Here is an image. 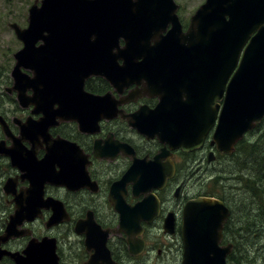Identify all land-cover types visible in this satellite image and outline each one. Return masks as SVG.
<instances>
[{"label":"water","instance_id":"1","mask_svg":"<svg viewBox=\"0 0 264 264\" xmlns=\"http://www.w3.org/2000/svg\"><path fill=\"white\" fill-rule=\"evenodd\" d=\"M157 6L169 8L166 19L174 20L166 35L156 30L162 29L158 23L155 25L161 15L152 10ZM175 9L173 0H34L25 27L8 24L22 43L13 53L11 88L20 103H34L35 112L42 115L35 123L27 121L20 126L21 138L14 139L11 147L0 143V154L8 156L30 181L26 197L20 194L14 198V210L0 234V244L28 235L30 230L19 227L41 216V210L49 206L53 213L45 225L61 220V203L43 198L42 186L46 182L66 183L71 175L65 158L71 157L62 153V141L51 142L45 133L55 118L79 121L82 127V117L105 111L104 106L110 103L108 94L97 96L83 90L84 80L91 75L104 76L118 89L126 82L144 79V92L156 95L159 103L137 119L146 126L148 137L158 133L170 148L195 149L217 120L211 143L218 151L230 153L244 133L260 122L264 116V0H205L198 10L203 26L186 32L178 30ZM155 34L159 41L150 45L149 39ZM119 39L125 41L121 47ZM28 89L32 90L31 97L25 93ZM220 101L221 106L217 103ZM99 117L95 114L92 125ZM39 137L48 146L37 160L34 150H25L21 140L34 144ZM161 150L147 170L143 169L138 182L148 185L142 191H149L157 182L163 184L171 175V169L164 176L155 169L162 170L158 159L167 149ZM10 184L11 180L6 179L5 193L12 191ZM118 205V231L128 236L129 252L137 254L143 249V241L138 238L139 219L150 206H145V201L132 208ZM229 214L228 207L216 197L198 196L186 201L181 223V264H226L232 243L220 245V241ZM153 216L149 214V218ZM100 250V257L107 258L109 251L105 247ZM3 255L13 263L1 264H59L55 239L47 236L29 239L20 252L0 247V259Z\"/></svg>","mask_w":264,"mask_h":264},{"label":"flooded vegetation","instance_id":"2","mask_svg":"<svg viewBox=\"0 0 264 264\" xmlns=\"http://www.w3.org/2000/svg\"><path fill=\"white\" fill-rule=\"evenodd\" d=\"M173 1L176 4L175 15L179 31L198 30L203 26L204 21L198 16V10L205 0H198L195 6H190L189 0ZM158 6L152 10L157 12L155 14L161 13L156 18L155 25L158 23L162 29L156 30H161L160 35H166L174 20H167L169 17L166 19L165 14L169 8ZM158 41L159 36L155 34L150 37L148 43L154 45ZM118 44L123 46L125 41L119 39ZM140 60L141 58L138 59ZM117 62L121 64L120 59ZM25 72L29 76L32 75L29 70ZM163 79L166 81L165 77ZM144 84L145 80L141 79L139 82H126L118 89L104 76L91 75L84 80L83 90L88 94H108L110 103L104 106L106 112L101 110L103 112L100 114L95 112L82 117V127L79 126V121H61L55 118L45 133L51 142L62 141V153L67 152L71 157L65 158L69 161L66 169L69 176L71 175L66 183H45L42 186L44 198L55 199L61 203V220L49 226L45 225L53 213L52 207L49 206L41 211L38 219L21 225L29 228L31 234L11 238L1 245L2 248L21 251L30 238L41 239L47 236L55 239V253L59 264H172L173 257L175 262L177 257V264H181L183 207L189 199L210 195L206 192L191 191L187 181L192 180L193 176L213 173L215 169L213 167L211 170V161L224 153L218 152L216 146L211 143L217 120L203 134L201 145L190 151H183L181 147L170 148L158 133L148 137L149 132L145 133L146 126L138 119H142L148 109H154L159 99L151 92H144ZM11 87L10 73L5 79L0 76V143L8 148L14 139L21 138V125L27 121L35 123L42 115L35 112L34 103H20L16 91ZM25 93L28 97L32 96L31 89ZM217 103L220 106L222 104L221 101ZM139 110L143 112L138 113ZM95 114L100 117L96 125H92ZM21 144L25 150L33 149L37 160L45 155L48 146L43 137H39L34 144L28 139H22ZM163 147L167 150L158 159L162 170L154 167L162 176L171 169V175L166 177L163 184L157 182L149 191H142L143 187L148 185L144 186L138 182L142 172L147 170L155 155L163 152ZM63 162L65 163L64 160ZM74 165L75 168L71 171ZM58 168L55 165V169ZM23 173L12 165L8 156L0 154V199L3 201L4 221L14 209V198L20 194L27 195L30 181L23 177ZM8 178L11 180L12 191L5 193L3 184ZM202 183L204 184V181ZM142 201H145V206H150V210L144 209L139 219L141 231L138 238L143 241V249L137 254H131L128 249V236L123 230L118 231L120 211L116 209V204L132 208ZM5 211L8 213L5 214ZM152 213L154 216L147 221ZM169 221L172 226L167 230ZM3 230L0 229V234ZM227 243L229 242H224ZM102 247L109 251L107 258L100 257L98 250L101 251ZM164 251L170 255L162 256ZM96 252L97 255H94ZM154 252L157 256L152 258L150 255ZM160 257L163 259L159 260ZM90 258L92 263H88ZM9 262L13 261L7 255L0 259V264Z\"/></svg>","mask_w":264,"mask_h":264},{"label":"rangeland","instance_id":"3","mask_svg":"<svg viewBox=\"0 0 264 264\" xmlns=\"http://www.w3.org/2000/svg\"><path fill=\"white\" fill-rule=\"evenodd\" d=\"M34 0H0V76L3 79L9 77L10 70L14 64L12 54L20 47V42L15 38L13 31L8 27V23L16 22L21 27L26 25L27 10ZM198 0H189L190 6H195ZM257 126V125H256ZM255 126V127H256ZM255 129V128H254ZM251 130L243 138L248 141H254L257 139L260 128L256 130ZM254 132L253 138H250L251 133ZM242 138V139H243ZM250 139V140H249ZM260 145L264 147V138L261 139ZM241 150L242 155L246 158L248 152L247 147L244 146ZM263 155L262 150H258L255 154L257 160ZM250 165V160H246ZM227 163V164H226ZM252 166V163H251ZM214 167L215 170L212 168ZM211 170L213 173L206 175L193 176L192 180L187 181V186L193 192H206L214 193L218 196L220 193L224 197V202L228 203L229 206L234 210V217L238 216V221L241 222V240L239 242V248L241 253L249 252L250 257H256V264H264V237L260 240H256V237L248 238L245 240L243 223L249 221L252 227L255 229V225H264V214L261 218L257 216L258 201L260 199L255 198L243 188V184L246 179L253 178V173L247 171L244 168V161L237 159L234 156H228L226 154H219L217 158L211 161ZM204 181V184L202 183ZM1 182V181H0ZM223 188V190H221ZM213 195V194H211ZM251 196L253 200L251 199ZM244 197V198H243ZM3 202L0 200V229H4L5 221L2 212ZM229 207V208H230ZM8 213L5 211V214ZM238 223V222H237ZM239 225V223H238ZM229 234V233H228ZM225 240L232 242L230 235L224 236ZM170 254L166 251L162 253V256H169ZM152 258L156 257V253L150 255ZM159 260L163 258H158ZM178 258L176 257V262L174 257L171 260L172 264H177ZM228 264H233L227 261ZM244 259H243V263ZM251 264V263H246Z\"/></svg>","mask_w":264,"mask_h":264},{"label":"trees","instance_id":"4","mask_svg":"<svg viewBox=\"0 0 264 264\" xmlns=\"http://www.w3.org/2000/svg\"><path fill=\"white\" fill-rule=\"evenodd\" d=\"M259 128L261 130L259 132L257 139L255 138V140L251 142L248 141L246 138L241 139L240 141H238L234 152L228 154L227 156L228 158L229 156H234L237 159H241L242 161H244V168L247 171H250L251 173H253V176H252L253 178L246 179L243 184V188L246 191H249L250 194L253 195L255 198L260 199L258 201L259 203H258V208H257L256 213H257V216H259V218H261L262 220V216L264 214V147L260 145L259 141L264 138V118L255 127L254 130L259 129ZM251 135L252 136H250V138H253L254 132L251 133ZM244 146H246L247 149L249 148L247 150L248 154L246 158L244 157L245 155H242L241 153L242 149H244L243 153L246 151ZM258 150L263 151V155L261 156L259 160H257L255 157V154L257 153ZM247 158L248 160H250V165L246 161ZM251 163H252V166H251ZM221 190H223V188H221ZM211 194L216 195L217 197H219L220 199L224 201V197L222 196L221 193L219 196L214 193H211ZM251 199L253 200L252 196H251ZM227 205L229 206L228 203ZM230 210H231L230 217L226 221L224 225V230H223L224 236L230 235L231 237L230 240L233 243V250L228 255V261L232 262L233 264H242L243 259H244L245 264L246 263L256 264L257 263L256 257L252 258L248 256L249 252H245L244 254L241 253L242 251L239 248V242L241 240V231H240L241 222L238 221L239 220L237 219L238 216L234 217L235 212L234 210H232L231 207H230ZM237 222L239 223V225ZM243 229L245 232L244 233L245 240H247L248 238H253V237H256V240H260L262 237H264V225L262 224V221H261L260 226L255 225V229L252 227L249 221H245L243 223Z\"/></svg>","mask_w":264,"mask_h":264},{"label":"bare ground","instance_id":"5","mask_svg":"<svg viewBox=\"0 0 264 264\" xmlns=\"http://www.w3.org/2000/svg\"><path fill=\"white\" fill-rule=\"evenodd\" d=\"M244 198V197H243Z\"/></svg>","mask_w":264,"mask_h":264}]
</instances>
